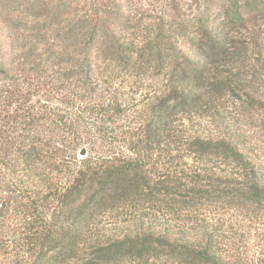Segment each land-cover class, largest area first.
<instances>
[{"label": "trees", "instance_id": "1", "mask_svg": "<svg viewBox=\"0 0 264 264\" xmlns=\"http://www.w3.org/2000/svg\"><path fill=\"white\" fill-rule=\"evenodd\" d=\"M233 5L228 14L234 21L264 11L253 2ZM93 21L66 35L67 45L34 50L6 69L10 76L0 91V264L73 260L93 217L107 207L161 204L158 199L168 197L190 214L205 207L210 221L213 205H264V188L255 183L183 182L170 155V147L180 149V113L224 85L207 69L209 60L225 55L223 40L198 29L190 44L206 60L200 64L180 53L170 35L165 43V37H126L133 18ZM158 77V88L146 84ZM190 143L202 155L232 157L224 141ZM83 148L87 155L78 158ZM197 227L203 231L195 241L180 246L148 233L90 245V261L178 252L184 261L221 264L215 229Z\"/></svg>", "mask_w": 264, "mask_h": 264}, {"label": "rangeland", "instance_id": "2", "mask_svg": "<svg viewBox=\"0 0 264 264\" xmlns=\"http://www.w3.org/2000/svg\"><path fill=\"white\" fill-rule=\"evenodd\" d=\"M248 2L264 8V0H0V91L10 76L6 69L16 64L18 57L50 45H67L63 42L66 35L82 25L89 29L95 18L104 24L116 22L120 15L133 18L126 37L136 35L146 41L157 37L161 42L165 37V43L170 35L180 53L200 64L206 60L198 57L190 41L198 29H205L226 45L225 55L218 54L207 65L209 77L224 85L216 86L209 94L212 96L203 97L190 112L180 113V121L175 123L180 149L170 147V155L179 164L185 183H255L264 188V11L240 21L228 14L234 3L242 6ZM119 25L116 27L121 29L123 24ZM160 80L146 84L156 89ZM194 139L224 141L232 157L202 155L191 146ZM158 200L161 204L140 202L105 208L93 217L77 257L65 264H95L90 261V245L103 246L143 233L184 245L200 235L203 229L197 226L202 223L215 229V247L225 257L219 260L221 264H264V205L261 209L247 204L213 205L207 212L208 221L205 207H199L194 215L181 211L180 203L171 198ZM105 264L195 263L182 260L178 252H151Z\"/></svg>", "mask_w": 264, "mask_h": 264}, {"label": "water", "instance_id": "3", "mask_svg": "<svg viewBox=\"0 0 264 264\" xmlns=\"http://www.w3.org/2000/svg\"><path fill=\"white\" fill-rule=\"evenodd\" d=\"M78 155L80 156V157H85L86 156V150L83 148V149H81L79 152H78Z\"/></svg>", "mask_w": 264, "mask_h": 264}]
</instances>
